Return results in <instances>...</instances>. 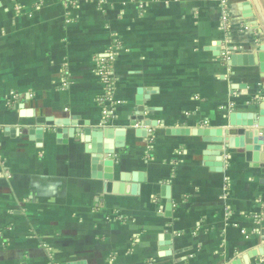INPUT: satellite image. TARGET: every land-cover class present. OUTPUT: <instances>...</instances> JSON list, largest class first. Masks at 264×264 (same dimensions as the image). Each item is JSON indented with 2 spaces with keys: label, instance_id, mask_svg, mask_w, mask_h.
I'll return each mask as SVG.
<instances>
[{
  "label": "crops",
  "instance_id": "1",
  "mask_svg": "<svg viewBox=\"0 0 264 264\" xmlns=\"http://www.w3.org/2000/svg\"><path fill=\"white\" fill-rule=\"evenodd\" d=\"M258 48L264 0H0V264H264V160L167 133L248 120Z\"/></svg>",
  "mask_w": 264,
  "mask_h": 264
},
{
  "label": "water",
  "instance_id": "2",
  "mask_svg": "<svg viewBox=\"0 0 264 264\" xmlns=\"http://www.w3.org/2000/svg\"><path fill=\"white\" fill-rule=\"evenodd\" d=\"M228 64L230 66H237V65H255L259 64L261 67V71L264 72V49H257L256 54H249V55H240L237 54L235 51H231ZM140 105V101L137 103ZM256 105V110L251 113V116H247L248 120H236V114L231 113L229 114V119L226 126L222 128H194V129H187V128H167V133L171 134H189L192 133L194 135L202 136L203 140L211 141L217 144L208 147L206 154L210 153L216 156L222 155L225 149H234V148H241L247 152H253L258 159L264 160V99L258 98ZM137 110H142V108H138ZM136 110V114L130 118L129 125L135 126L136 122L139 121L140 125L143 126L145 124L143 115L140 111ZM40 120V119H39ZM47 121H51V119L47 118ZM39 122L43 123L42 120ZM55 124L59 125L60 121H54ZM85 124L82 128L84 133L85 139L88 138V135L91 134L93 139L97 141V146H100L102 141L104 140L106 143H109L110 146L105 148L102 151V154H107L109 157L114 156V147L120 148L123 146V142L121 140H116L114 145L111 146L112 141V133L105 132L104 128H88V122H79L77 125ZM155 125V122H152ZM137 127L136 133L138 135L145 134V130L142 128ZM81 129L79 128H72L69 132H79ZM60 133V129L57 128L56 130ZM123 129H119L117 131L118 134H121ZM211 150V151H210ZM210 151V152H208ZM101 158V155L98 156ZM211 165V164H209ZM217 170L220 168H216ZM264 183V180H261ZM166 190V189H165Z\"/></svg>",
  "mask_w": 264,
  "mask_h": 264
},
{
  "label": "built area",
  "instance_id": "3",
  "mask_svg": "<svg viewBox=\"0 0 264 264\" xmlns=\"http://www.w3.org/2000/svg\"><path fill=\"white\" fill-rule=\"evenodd\" d=\"M221 23L223 27H227V15H226V11L223 10L222 11V18H221ZM229 54L230 52L228 50H226L224 53H222V59L223 62H227L229 59ZM100 75L103 77L104 81H108L109 77H110V71L108 69V66H101L100 67ZM106 112V110H104Z\"/></svg>",
  "mask_w": 264,
  "mask_h": 264
}]
</instances>
